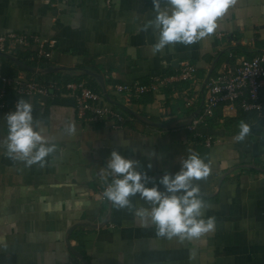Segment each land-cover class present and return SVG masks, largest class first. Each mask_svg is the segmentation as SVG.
<instances>
[{"label":"crops","instance_id":"obj_1","mask_svg":"<svg viewBox=\"0 0 264 264\" xmlns=\"http://www.w3.org/2000/svg\"><path fill=\"white\" fill-rule=\"evenodd\" d=\"M155 15L153 0H81L73 6L0 0V34L55 40L48 61L33 59L32 51L13 55L26 65L54 71H28L0 57V74L82 79L95 89L103 85L121 103L108 89L110 82L174 76L188 61L202 83L215 60L211 74L223 62L232 68L240 58L264 55V0H235L210 37L187 46L171 44L154 54L158 32L145 25ZM200 87L172 81L149 101L130 105L154 125L133 119L117 129L82 124L68 97L19 96L32 104L35 126L56 145L43 166L6 155L4 115L14 106L0 107V264H264L263 121L254 112L220 108L206 126L188 129L182 124L202 99L201 89L193 106L186 100ZM261 96L264 103V89ZM241 121L250 132L237 141ZM112 150L138 161L149 186L165 172H177L189 151L198 153L211 166L210 175L195 183L205 202L203 216L215 218L214 230L200 237L160 238L135 216V209L150 207L138 195L130 198L131 209L102 200L98 190L111 182L106 162ZM80 236L84 256L74 254Z\"/></svg>","mask_w":264,"mask_h":264},{"label":"clouds","instance_id":"obj_2","mask_svg":"<svg viewBox=\"0 0 264 264\" xmlns=\"http://www.w3.org/2000/svg\"><path fill=\"white\" fill-rule=\"evenodd\" d=\"M234 3L235 0H153L156 15L145 25V29L153 27L158 32V39L152 46L153 53H159L171 44L187 46L210 37L218 27V20ZM32 113L33 106L29 101L17 99L14 109L4 115L6 155L25 161L27 165L43 166L56 145L41 134ZM249 132V124L241 121L234 139L242 141ZM137 165L138 161L123 156L117 150H112L107 158L111 182L102 196L114 207L131 209L130 198L138 195L150 207L135 209V216L141 227H154L160 238L200 237L214 230L215 218L203 216L205 202L195 183L210 175V163L198 153L189 151L177 172H165L152 186H149L147 173Z\"/></svg>","mask_w":264,"mask_h":264},{"label":"built area","instance_id":"obj_3","mask_svg":"<svg viewBox=\"0 0 264 264\" xmlns=\"http://www.w3.org/2000/svg\"><path fill=\"white\" fill-rule=\"evenodd\" d=\"M80 1L50 0L53 6L62 4L73 6ZM54 45V39L42 38L37 34L14 31L0 34V52L14 55L16 50L32 51L31 57L38 62L50 60ZM31 46L33 49L30 48ZM228 57L231 58L232 55L228 53ZM174 80L188 81L189 88L201 85V82H197V68L188 61H183L180 63L179 72L174 76L153 74L147 82L113 83L109 85L108 89L122 99L121 104L131 108L130 105L139 101L144 95H153L161 88L168 87ZM262 89H264V55L240 58L232 68L223 62L218 72L210 74L202 95V103L200 104L199 100L195 107L197 109L200 106V110L187 128L195 130L198 126H206L208 120L213 118L220 108L227 109L229 113H233L237 109L254 112L258 118L262 119L264 127ZM199 93L200 88L198 93L190 95V98L186 100V105L193 106ZM22 95L33 96L37 99L68 97L73 101L77 120L85 125L101 123L117 129L134 119L120 107L109 103L103 96L102 90L91 87L82 79L38 80L0 74L1 108L9 107V102L15 106L16 98ZM206 139L205 143L208 145L209 138ZM106 186L98 190L102 200L106 199L102 196Z\"/></svg>","mask_w":264,"mask_h":264},{"label":"water","instance_id":"obj_4","mask_svg":"<svg viewBox=\"0 0 264 264\" xmlns=\"http://www.w3.org/2000/svg\"><path fill=\"white\" fill-rule=\"evenodd\" d=\"M0 57L7 58L8 60L13 61L14 63L18 64L19 66H22L24 69H26V70H28V71H32V72H37V73H49V72L55 70V69L52 70V68H50V67H47V68H43V69H42V68H35V67H32V66L26 65V64H24L23 62L19 61V60H18L16 57H14L13 55L8 54V53H4V52H0ZM215 61H216V60H215ZM215 61L212 63V65L210 66L209 72L206 74V76H205L204 79L202 80L201 87H200V89H201V93H202V94H203V90H204V88H205V85H206V83H207V80H208V78H209V76H210V74H211V71H212L213 67H214ZM56 71H58V70L56 69ZM100 87H101V90H102L103 96L105 97V99H106L109 103H111V104H113V105H115V106H117V107H120L122 110H124L126 113H128L129 115H131V116H132L134 119H136V120H139V121H141V122H143V123H146V124H153V125H154V123H152L147 117L143 116V115L140 114L139 112H137V111H135V110H133V109H131V108H129V107H127V106L121 104V103L118 102V101L113 100V99L108 95V93H107V91H106V89L104 88L103 85L100 86ZM202 98H203V97H202ZM201 103H202V99L200 100V104H201ZM199 110H200V106H199L196 110H194L191 114H189V115L186 117V122L183 123L182 125H184V126H185V125H186V126L189 125V124L191 123L193 117L196 116V115L198 114ZM156 125H158V124H156ZM160 126H162V127H166L165 125H162V124H161Z\"/></svg>","mask_w":264,"mask_h":264},{"label":"trees","instance_id":"obj_5","mask_svg":"<svg viewBox=\"0 0 264 264\" xmlns=\"http://www.w3.org/2000/svg\"><path fill=\"white\" fill-rule=\"evenodd\" d=\"M113 83H119V82H114V81H113V82H110V84H113ZM87 84H88V83H87ZM110 84H109V85H110ZM150 96H151L150 94H146V95H144L139 101H142V102H143V101H144L143 99H145V102H146V101H149V100H150ZM196 105H198V103H197ZM192 109H193V108H192ZM192 109H191L190 111H189V110H188V111L191 112ZM209 121H210V119L208 120V122H209ZM77 241H78V242H77V246H76L77 248H76V247L74 248V249H75V250H74V254H80V255L84 256V252H83V250H82V247H83V246H82V239H81V236L78 237Z\"/></svg>","mask_w":264,"mask_h":264}]
</instances>
